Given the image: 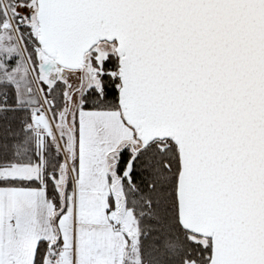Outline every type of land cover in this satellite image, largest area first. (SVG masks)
Masks as SVG:
<instances>
[{
	"label": "snow or ice",
	"instance_id": "snow-or-ice-1",
	"mask_svg": "<svg viewBox=\"0 0 264 264\" xmlns=\"http://www.w3.org/2000/svg\"><path fill=\"white\" fill-rule=\"evenodd\" d=\"M0 264H264V0H0Z\"/></svg>",
	"mask_w": 264,
	"mask_h": 264
}]
</instances>
